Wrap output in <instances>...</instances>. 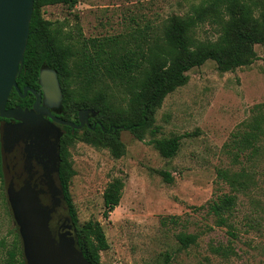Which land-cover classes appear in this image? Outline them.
I'll return each instance as SVG.
<instances>
[{
  "label": "rangeland",
  "instance_id": "1",
  "mask_svg": "<svg viewBox=\"0 0 264 264\" xmlns=\"http://www.w3.org/2000/svg\"><path fill=\"white\" fill-rule=\"evenodd\" d=\"M210 1L78 0L43 6L42 17L72 52L68 106L87 105L82 98L87 96L94 103L103 100L107 120L138 118L141 102L132 98L133 82L107 75L105 64L134 52L143 66L153 51L164 56L170 19L195 15ZM243 2L264 29V0ZM229 19L208 13L191 33L216 41ZM254 50L258 59L232 71H220L213 60L189 69L187 83L165 97L143 139L121 129L120 146L92 145L81 130L65 142L75 170L68 190L77 226L89 220L102 225L109 243L100 253L102 264H264V43ZM89 67L97 73L85 82ZM170 137L180 138V148L164 158L152 140ZM116 178L124 180L122 197L104 216L103 194ZM225 195L235 196L236 204L225 214L227 225H219L211 205ZM15 228L7 187L0 182V264H9L14 245L23 250ZM182 235L196 239L184 246Z\"/></svg>",
  "mask_w": 264,
  "mask_h": 264
},
{
  "label": "trees",
  "instance_id": "2",
  "mask_svg": "<svg viewBox=\"0 0 264 264\" xmlns=\"http://www.w3.org/2000/svg\"><path fill=\"white\" fill-rule=\"evenodd\" d=\"M77 1H34L24 66L17 77V84L20 89H23L24 86L36 87L38 85L39 71L43 65H48L55 69L63 87V117L70 120L73 116L77 118L78 112L84 109H93L98 112L95 119L102 123L105 130L100 125H97L96 129L87 127L83 129L84 140L92 145L111 142L116 146H120L118 134L121 129H129L137 138L143 139V131L154 123V112L161 106L165 97L176 88L187 83L188 75L186 72L189 69L201 66L208 60H213L220 71H232L258 59L254 45L264 43V29L259 28L252 15V7L244 3L243 0H211L208 5L201 8L195 15L173 16L165 33L167 51L164 56L159 54V51H153L151 52V57L147 60L148 64L143 66L140 63L139 54L134 52L130 55H123L116 60L113 59L110 66L105 64L107 75H118L121 79L128 81L130 78L133 82L131 83L133 84L132 98L141 102V111L138 118L129 119L125 122L107 120L103 115L102 99L94 103L92 99L84 96L82 98L85 103H88L87 105L77 108L68 106V102L71 99V94L68 91V81L71 77L68 60L72 57V52L69 47L61 45L59 32L54 30L53 23L44 19L41 15L43 6L54 4L73 5ZM208 13H211V16L214 15V17L215 15L221 17L222 14H227L230 19L226 22L224 33L218 40H197L191 31L198 22L206 19ZM83 66L87 67V63L84 62ZM79 73L81 74V72ZM96 73V70L89 67L83 80L90 82ZM85 94L87 95V93ZM32 102L33 97L22 98L13 89L7 107H13L18 104H30ZM64 128L65 134L62 137L60 146L61 166L59 182L64 189L69 217L77 228L80 249L90 264H102L100 253L109 248L103 227L100 222L94 220H89L81 228L77 226V214L68 190L69 179L75 174V170L67 161L65 142L76 137L79 130H73L70 126H64ZM152 143L164 158L174 157L180 148L179 137L154 139ZM113 153L116 156L120 155L118 149H114ZM2 174L0 152V176ZM164 176L168 182L173 180L168 172H164ZM123 187L124 180L121 178H116L107 185L103 194L104 216H108L119 205ZM235 204L236 199L232 195L222 196L213 202L211 209L218 215L219 225H227L228 218L225 217V214H230ZM15 229L18 237H20L17 226ZM179 239L184 246H188L195 241L196 237L194 235H182ZM18 248V245H14L9 250V264H26L23 250L21 249L20 252ZM19 252L22 254L21 259L17 258Z\"/></svg>",
  "mask_w": 264,
  "mask_h": 264
},
{
  "label": "water",
  "instance_id": "3",
  "mask_svg": "<svg viewBox=\"0 0 264 264\" xmlns=\"http://www.w3.org/2000/svg\"><path fill=\"white\" fill-rule=\"evenodd\" d=\"M34 1L0 0V117L19 121L18 124L5 128V142L10 138L17 141L22 137L31 140L26 147L29 156L34 155L40 159L48 178L49 192L55 199L54 203L58 206L63 203L67 209L56 230L58 218L54 219L52 216L54 208L44 205L41 201V195L46 193V190L28 182L19 189L8 187V202L15 224L18 225L26 264H90L79 247L77 228L69 217L64 189L59 182L63 131L58 125L44 118L43 114L49 113L53 119L69 125L74 130L82 128L85 121L88 122L90 113L96 116L98 112L93 109L80 110L79 124L61 120L52 116L45 107H40L41 92L29 86H25L23 92L19 88L17 77L24 66ZM38 81L44 104L60 112L63 91L58 72L48 65H43ZM13 89L22 96H25L28 90L35 93L37 99L33 110H24L21 106L7 107ZM93 128L95 129V126ZM102 128L105 130L103 126Z\"/></svg>",
  "mask_w": 264,
  "mask_h": 264
},
{
  "label": "flooded vegetation",
  "instance_id": "4",
  "mask_svg": "<svg viewBox=\"0 0 264 264\" xmlns=\"http://www.w3.org/2000/svg\"><path fill=\"white\" fill-rule=\"evenodd\" d=\"M39 74H40V71H39ZM38 80H39V78H38ZM37 84L38 85L36 87H31V86H29V87H31L32 89H34L38 92H41L42 100L40 102V107L41 106L45 107L50 112V114L54 117H57L61 120H66V121H70V122H74L76 124H79V112H78L77 118H75V116H73L71 120L63 117L64 116L63 103H62V110L60 112H58L56 109H53L51 107L46 106L44 104V101H43V92L41 91L39 81ZM21 90L23 92V89H21ZM62 91H63V87H62ZM18 94H19V92H18ZM19 95L22 98H25L27 96L30 98L33 97V102L30 104H23V105L18 104L15 106H21L24 110H33L34 102L37 99L35 93L28 90L26 92L25 96H22L21 94H19ZM63 99H64V93H63ZM84 110H86V109H84ZM36 113H38V112H36ZM43 116H44V118L48 119L49 121H52L53 123H55L56 125H58L62 129V131H63L62 137H63L65 134L64 126H69V125L56 121L55 119H53L49 115V113H44ZM96 117H97V115L92 116V114L90 113L88 115V122L85 121V125L78 130L79 131L83 130L85 127L94 129L93 128L94 126L96 129L97 125H100L102 127V123L100 121L96 120L95 119ZM18 123H19L18 120L0 117V152H1L2 168H3V174H2V176H0V182H3L7 188L11 186L14 189H19L22 185H24L26 182H28V183H31L33 185H37L38 188L41 187V188L45 189L46 193H43L41 195V201L44 205L54 208L52 216L54 219L58 218L56 221L57 225L55 226L56 227L55 229L58 230L59 225L61 224V220L65 216L63 213H61V211H62V209L66 208V206L63 203L61 206H58L54 203L55 199L53 198L52 194L49 192V188L47 186L48 178L45 175V170L43 168V165L40 162V159L36 158L34 155H32L31 157L29 156V154L26 150V147L30 143L31 140L28 139L27 137H22V138L18 139L17 141H13V139L10 138L8 140V142L7 141L5 142V139H4L5 128L8 125H16ZM87 123H89L90 125H88ZM61 140H62V138H61ZM55 178L58 181V178L56 176H55ZM15 226H17V228H18V225L15 224ZM18 232H19V230H18Z\"/></svg>",
  "mask_w": 264,
  "mask_h": 264
}]
</instances>
